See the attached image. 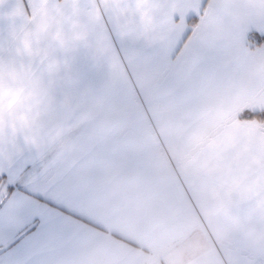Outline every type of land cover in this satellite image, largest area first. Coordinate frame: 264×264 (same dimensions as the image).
I'll use <instances>...</instances> for the list:
<instances>
[{
  "label": "crops",
  "instance_id": "obj_1",
  "mask_svg": "<svg viewBox=\"0 0 264 264\" xmlns=\"http://www.w3.org/2000/svg\"><path fill=\"white\" fill-rule=\"evenodd\" d=\"M247 111L264 0H0V264H264Z\"/></svg>",
  "mask_w": 264,
  "mask_h": 264
},
{
  "label": "trees",
  "instance_id": "obj_2",
  "mask_svg": "<svg viewBox=\"0 0 264 264\" xmlns=\"http://www.w3.org/2000/svg\"><path fill=\"white\" fill-rule=\"evenodd\" d=\"M256 38L251 36V41L252 42L256 41L255 45L261 44V39H259V38L256 39ZM255 45H253V46L255 47ZM241 119H243V120L256 119L259 122H262L264 124V112H249V111H247V112H244L243 114H241Z\"/></svg>",
  "mask_w": 264,
  "mask_h": 264
},
{
  "label": "snow or ice",
  "instance_id": "obj_3",
  "mask_svg": "<svg viewBox=\"0 0 264 264\" xmlns=\"http://www.w3.org/2000/svg\"><path fill=\"white\" fill-rule=\"evenodd\" d=\"M16 189L13 188V191H15ZM42 218H43V215L40 214V215H32L31 217V222L33 224V227H36L37 226V221H41L42 222Z\"/></svg>",
  "mask_w": 264,
  "mask_h": 264
}]
</instances>
